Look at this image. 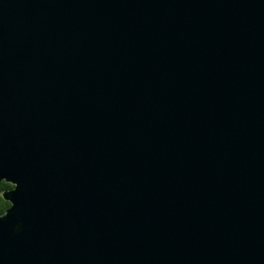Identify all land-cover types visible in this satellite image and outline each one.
I'll return each mask as SVG.
<instances>
[{"label":"water","instance_id":"obj_1","mask_svg":"<svg viewBox=\"0 0 264 264\" xmlns=\"http://www.w3.org/2000/svg\"><path fill=\"white\" fill-rule=\"evenodd\" d=\"M0 264H264V0H0Z\"/></svg>","mask_w":264,"mask_h":264},{"label":"trees","instance_id":"obj_2","mask_svg":"<svg viewBox=\"0 0 264 264\" xmlns=\"http://www.w3.org/2000/svg\"><path fill=\"white\" fill-rule=\"evenodd\" d=\"M14 188V185L11 183H8L6 181H2L0 183V218L4 217L11 207V203L9 201H6L3 197V194L6 191H9Z\"/></svg>","mask_w":264,"mask_h":264}]
</instances>
